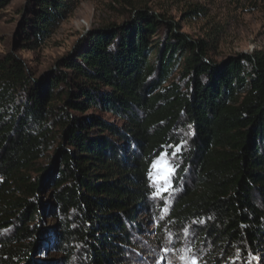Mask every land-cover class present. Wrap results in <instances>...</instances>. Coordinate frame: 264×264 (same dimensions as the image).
Returning <instances> with one entry per match:
<instances>
[{
  "label": "trees",
  "instance_id": "obj_1",
  "mask_svg": "<svg viewBox=\"0 0 264 264\" xmlns=\"http://www.w3.org/2000/svg\"><path fill=\"white\" fill-rule=\"evenodd\" d=\"M11 1L0 0V15ZM75 2L28 0L20 46L45 44ZM134 11L45 75L0 53V264H45L34 254L46 214L58 264L144 261L143 246L163 249L186 229L202 247L198 264H264V57L217 63L208 41ZM176 144L183 178L164 216L146 160Z\"/></svg>",
  "mask_w": 264,
  "mask_h": 264
},
{
  "label": "rangeland",
  "instance_id": "obj_2",
  "mask_svg": "<svg viewBox=\"0 0 264 264\" xmlns=\"http://www.w3.org/2000/svg\"><path fill=\"white\" fill-rule=\"evenodd\" d=\"M75 1L70 13L60 22L46 43L36 50H30L22 48L18 40L26 26L24 8L28 0H12L0 15V53L15 51L35 75H45L52 72L51 70L56 68L57 61L72 52L91 31H98L111 24L124 26L128 20H131L127 11H132V15H135V9L148 8L149 15H159L160 19L165 18L173 22L178 32L192 40L208 41L209 57L217 63H223L240 53H258L264 57V0ZM196 8L201 9L200 11L205 15L186 14L188 10ZM157 27L151 39L164 33V27L160 25ZM155 56L156 54L152 52L150 59H154ZM179 71V67L174 70L172 79L178 76ZM105 116L112 118L108 113ZM48 161L41 162L45 164ZM182 162L183 160L179 157V163ZM37 175V173L34 174V176ZM153 189L155 190L154 187ZM177 193L178 191H175L167 198L166 205H162L158 199L154 200L156 206L169 210ZM162 214L166 215L164 211ZM55 223L56 220L49 214L44 216L42 228L47 233L44 239L41 238L43 248L34 254L35 261L58 264L61 253L48 244L52 235L50 228L54 227ZM151 225L149 224V237L152 238ZM167 239V245L163 249L154 248L151 244L143 246L145 260L134 257L131 264H191L193 257L196 260L201 257L202 247H196V236L190 229L173 231L168 234ZM181 256L187 259L181 260Z\"/></svg>",
  "mask_w": 264,
  "mask_h": 264
},
{
  "label": "snow or ice",
  "instance_id": "obj_3",
  "mask_svg": "<svg viewBox=\"0 0 264 264\" xmlns=\"http://www.w3.org/2000/svg\"><path fill=\"white\" fill-rule=\"evenodd\" d=\"M170 151H161L151 157L146 170V179L148 181L149 188L154 187L152 192V199L160 200L162 205L167 204V198L170 197L175 191L178 190L176 186V180L182 179L179 176L180 163L179 155L182 152L183 145H168ZM167 214V209L162 208ZM163 219V217H161ZM195 223V222H194ZM181 260H186L187 257L181 256ZM191 264H198V261L193 257Z\"/></svg>",
  "mask_w": 264,
  "mask_h": 264
},
{
  "label": "water",
  "instance_id": "obj_4",
  "mask_svg": "<svg viewBox=\"0 0 264 264\" xmlns=\"http://www.w3.org/2000/svg\"><path fill=\"white\" fill-rule=\"evenodd\" d=\"M50 178H51V177L46 178V180H45V185H47V186L49 185ZM48 192H49V189H48Z\"/></svg>",
  "mask_w": 264,
  "mask_h": 264
}]
</instances>
